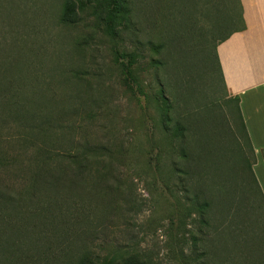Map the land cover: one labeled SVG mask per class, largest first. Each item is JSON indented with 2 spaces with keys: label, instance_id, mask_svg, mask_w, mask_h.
<instances>
[{
  "label": "rangeland",
  "instance_id": "obj_1",
  "mask_svg": "<svg viewBox=\"0 0 264 264\" xmlns=\"http://www.w3.org/2000/svg\"><path fill=\"white\" fill-rule=\"evenodd\" d=\"M148 1L146 7L137 4L132 24L113 0H17L36 7L11 13L12 24L28 23L43 45V68L59 65L53 80L64 94L59 106L65 121L78 124L75 137L110 140L111 149L122 152L119 164L137 206L110 213L85 239L94 256H125L115 264H194V248L204 252L206 264H264V205L246 166L251 149L236 102L209 67L212 45L239 22L224 20L222 0ZM5 24L0 17V30ZM130 51L136 55L134 79ZM161 87L171 102L166 124L183 126L188 160L181 159L178 138H165ZM0 126V186L16 193L29 175L16 172L14 137L26 129L11 115ZM163 147L167 157L158 165ZM25 152L22 164L28 165L33 151ZM182 186L209 200L204 223ZM42 248L27 244L29 252ZM64 262L61 256L57 264Z\"/></svg>",
  "mask_w": 264,
  "mask_h": 264
},
{
  "label": "trees",
  "instance_id": "obj_2",
  "mask_svg": "<svg viewBox=\"0 0 264 264\" xmlns=\"http://www.w3.org/2000/svg\"><path fill=\"white\" fill-rule=\"evenodd\" d=\"M222 1L224 20L227 23L239 22V25L226 28V33L216 39L209 56V67L211 75L228 96L217 45L234 31L244 28V20L240 0H225V4ZM113 3L117 8L123 5L124 18L132 24L137 4L142 3L146 7L149 1L113 0ZM21 7L34 9L36 4L33 2L30 6L23 2L19 6L17 0H0V17L6 21L0 30V121L5 122L11 115L25 125L26 133L18 132L14 137L18 147L13 158L19 167L16 172L29 175L23 189L16 193L0 186V264H57L61 256L65 258V264H115L125 256L117 253L94 256L91 244L85 238L96 235L110 213L123 208L130 212L137 206L136 196L119 164L122 152L111 149L110 140L101 139L95 143L75 137L73 132L78 124L65 121L64 108L59 106L64 94L56 92L60 83L53 80L60 70L59 65L55 64L45 71L46 67L43 68L39 60L44 47L32 37L29 24H12L11 13ZM127 54L128 71L134 79L136 68L131 65L136 61V55L132 51ZM29 88L33 90L31 94H36L34 98L28 94ZM158 94L163 101V106H160L159 99L158 107L165 124V138L170 143L178 138L181 159H187L185 138L182 139L183 126L179 122L172 128L166 124L169 122L171 102L162 87ZM228 97L236 102L241 128L252 153V160L246 161V166L264 205V195L251 169L255 156L240 115L238 97ZM66 132L71 135L65 139ZM28 148L33 152L28 165H23L22 157ZM166 157V149L160 148L156 163L162 165ZM0 160L4 161V157L0 156ZM180 171L187 174L184 169ZM182 191L183 196L193 200V207L201 216L200 222L204 223L209 200L201 197L203 193L199 190L189 194L182 186ZM117 197L123 199L121 205L116 203ZM179 224L183 225V222ZM80 237H84L81 243L77 240ZM27 244L44 245L45 249L29 252ZM192 251L194 264H206L202 260L203 251L195 248Z\"/></svg>",
  "mask_w": 264,
  "mask_h": 264
},
{
  "label": "crops",
  "instance_id": "obj_3",
  "mask_svg": "<svg viewBox=\"0 0 264 264\" xmlns=\"http://www.w3.org/2000/svg\"><path fill=\"white\" fill-rule=\"evenodd\" d=\"M244 28L217 45L228 96L238 97L256 155L253 171L264 195V0H240Z\"/></svg>",
  "mask_w": 264,
  "mask_h": 264
}]
</instances>
